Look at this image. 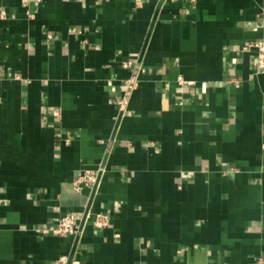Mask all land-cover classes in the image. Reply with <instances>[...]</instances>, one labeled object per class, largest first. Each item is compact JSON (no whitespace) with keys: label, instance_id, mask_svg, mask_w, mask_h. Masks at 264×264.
Returning <instances> with one entry per match:
<instances>
[{"label":"crops","instance_id":"obj_1","mask_svg":"<svg viewBox=\"0 0 264 264\" xmlns=\"http://www.w3.org/2000/svg\"><path fill=\"white\" fill-rule=\"evenodd\" d=\"M262 40L264 0H0V264H264Z\"/></svg>","mask_w":264,"mask_h":264},{"label":"built area","instance_id":"obj_2","mask_svg":"<svg viewBox=\"0 0 264 264\" xmlns=\"http://www.w3.org/2000/svg\"><path fill=\"white\" fill-rule=\"evenodd\" d=\"M102 1V0H93ZM247 49H254L256 51L255 68L257 73H264V40L253 43L246 47ZM126 69H133L130 77L125 83L123 95L117 100L118 113L122 116L125 115L131 97L138 88V72L134 71L135 63L128 62L124 65ZM1 73V69H0ZM55 116L58 117L59 113L55 112ZM105 170L99 168L97 170H87L74 182L75 192L81 194L85 191L90 193V201L94 203L98 191L103 182ZM91 217V213L86 214L84 217L78 218L73 213H68L60 219L59 227L54 232L57 236L61 237H73L80 238L84 233V228ZM110 219L107 215L102 213L96 214L94 219V226L97 229H106L109 226ZM58 264H69L68 257H62L59 259Z\"/></svg>","mask_w":264,"mask_h":264}]
</instances>
